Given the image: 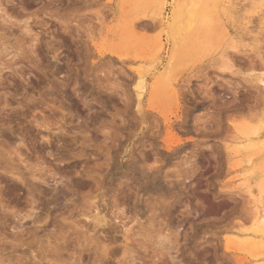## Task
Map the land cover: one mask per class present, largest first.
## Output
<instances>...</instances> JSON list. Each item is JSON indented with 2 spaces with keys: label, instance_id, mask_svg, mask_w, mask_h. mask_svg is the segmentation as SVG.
Wrapping results in <instances>:
<instances>
[{
  "label": "rangeland",
  "instance_id": "rangeland-1",
  "mask_svg": "<svg viewBox=\"0 0 264 264\" xmlns=\"http://www.w3.org/2000/svg\"><path fill=\"white\" fill-rule=\"evenodd\" d=\"M159 1L0 0V264L264 261V0Z\"/></svg>",
  "mask_w": 264,
  "mask_h": 264
},
{
  "label": "bare ground",
  "instance_id": "bare-ground-1",
  "mask_svg": "<svg viewBox=\"0 0 264 264\" xmlns=\"http://www.w3.org/2000/svg\"><path fill=\"white\" fill-rule=\"evenodd\" d=\"M161 1V2H160ZM159 3H162L163 0H160ZM190 3V6L192 7H186L188 10L186 11V13L184 15H181L180 13V9H175V13H174V19L176 21V24L178 23L179 27H188L191 25V23L193 22L194 18L196 17V15L198 14L196 11H195V7H196V1L195 0H192V1H189ZM204 9V8H203ZM203 11V10H202ZM205 13V12H204ZM202 14L203 17V21H206V15L205 14ZM199 17H201L200 15H198ZM202 18V17H201ZM160 19V18H159ZM205 19V20H204ZM162 19L159 20V24H162ZM200 26V25H199ZM177 27V26H176ZM150 66V65H149ZM152 66V65H151ZM136 73L139 77V82L142 81V71L140 68H138L136 70ZM259 77L256 78V80L258 79L259 83H263L264 84V75L263 76H260L258 75ZM262 85V84H261ZM140 88V87H139ZM60 130V126L58 127ZM62 129V128H61ZM237 129V128H236ZM246 131V130H245ZM256 132V131H255ZM255 132L253 134H255ZM262 133V132H261ZM251 134V133H250ZM249 135V133H248ZM252 136V135H251ZM263 136V135H262ZM250 137V136H249ZM257 137V136H256ZM246 138H247V135H246ZM245 138V139H246ZM244 139V140H245ZM249 139V138H248ZM252 140V139H251ZM257 142V140L255 141ZM263 142V141H262ZM261 142V143H262ZM168 143V142H167ZM248 143V141H247ZM245 143L244 146L247 144ZM261 143L259 144H255V145H259L262 147ZM253 144V142H252ZM249 147L251 146V142H249V144H247ZM247 145L245 147H247ZM256 146V147H257ZM169 147V146H168ZM264 149V148H263ZM249 162V161H248ZM253 171V170H252ZM254 172V171H253ZM256 183V182H255ZM257 184V183H256ZM264 181L262 182V184H259L258 186L254 187V188H249L248 189V196H249V199L252 201L253 203V206H254V210H253V213H252V217H251V228L250 230H238L237 232H233L231 234V236H234L235 238H237L238 240L240 239V242L244 243L243 246H245V243L249 242L251 243V245L254 243V242H257L256 245L260 244L262 247H263V250H264V194H262L263 192V189H264ZM249 229V228H248ZM258 238V239H257ZM242 240V241H241ZM250 245V246H251ZM249 246V248H250ZM255 246V245H254ZM247 247V246H246ZM245 247V248H246ZM244 248V247H243ZM244 248V249H245ZM249 251V250H248ZM264 254V252H263ZM264 262V261H263ZM262 262V264H263ZM261 264V263H260Z\"/></svg>",
  "mask_w": 264,
  "mask_h": 264
}]
</instances>
